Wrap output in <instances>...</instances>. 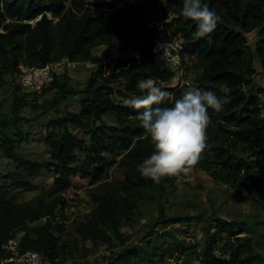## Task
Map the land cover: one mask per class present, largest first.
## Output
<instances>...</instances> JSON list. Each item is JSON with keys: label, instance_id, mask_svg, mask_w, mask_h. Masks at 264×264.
I'll return each mask as SVG.
<instances>
[{"label": "trees", "instance_id": "1", "mask_svg": "<svg viewBox=\"0 0 264 264\" xmlns=\"http://www.w3.org/2000/svg\"><path fill=\"white\" fill-rule=\"evenodd\" d=\"M161 1L0 0V73L3 70L16 73L21 65L45 66L64 58L98 64L84 89L74 87L67 73L55 75L50 88L56 93L47 101L49 107L56 108L58 97L67 99L79 94L86 97L79 113L66 112L63 119L51 121V132L44 140L51 160L43 166L56 174L55 194L70 188V177L77 175L78 170L84 172L83 163L92 169L84 174L92 176V184L101 182L112 165L121 166L126 180L109 187L96 200L98 210L112 225L120 242L119 224L128 211L122 204V193L128 195L130 184L140 187L152 183L137 168L154 150L136 119L135 114L140 110L118 101L142 94L137 87L140 79L151 77L162 85L170 93L165 98L166 105L174 102L187 87L214 90L222 106L218 110L208 109L205 148L186 167L200 168L214 180L235 189L264 188V117L260 112L264 89L254 79L258 74L257 59L264 69V0H205L210 8L217 10L221 20L204 37H195L196 22L180 15L181 0ZM152 18L160 19L168 41L182 42L183 66L187 68L191 61V68L199 71L195 84L168 86L175 71L161 51H154L156 28L150 26ZM261 27L251 45L249 35L256 34ZM99 45L109 46L104 64L92 54V49ZM109 117L114 118L115 124L108 123ZM60 128L62 132H58ZM72 129H87L91 139H79ZM1 148L30 177H35L42 167L20 156L4 141ZM77 150L84 159L78 157ZM104 153L112 155L113 161H108ZM181 173L164 176V182L174 184ZM13 179L27 184V180L15 175ZM29 209L30 205L12 196L6 181L0 186V257H9L6 246L21 229L24 231L19 236L22 253L35 251L51 264L65 263L69 259V245L61 241L49 222L37 228L29 227V219L23 216ZM161 217L164 218L161 223L167 221L164 212ZM95 232V227L79 230L82 238L91 240ZM205 260V264L251 262L249 258L239 261L220 258L212 249L207 250ZM110 261L107 264H135L129 256H125L124 262ZM254 261L264 264L262 258Z\"/></svg>", "mask_w": 264, "mask_h": 264}, {"label": "rangeland", "instance_id": "2", "mask_svg": "<svg viewBox=\"0 0 264 264\" xmlns=\"http://www.w3.org/2000/svg\"><path fill=\"white\" fill-rule=\"evenodd\" d=\"M254 38L255 33L249 35L251 45ZM108 50L109 46L99 45L92 49V54L104 64ZM77 62L70 68L62 62L54 77L67 73L74 87L84 89L98 64L90 60ZM191 65L190 61L187 68L183 64L172 68L175 77L168 86L195 84L199 71L192 69ZM1 74L0 186L6 181L12 196L30 205L23 215L29 219V227L37 228L49 222L61 241L69 245V259L59 264H107L110 259L109 263H116L118 259L124 262L125 256L131 257L135 264H205L210 249L220 258L237 261L249 258V264H254L256 258L264 259V188L257 191L235 189L194 167L182 170L172 185L164 182V177L159 182L152 180L149 186L129 185L128 195L122 193L121 196L128 211L119 224L120 242L112 225L98 210L96 200L103 197L109 187L126 180L121 166L112 165L101 182L92 184V176H84L92 169L83 163L84 172L78 170L77 175L70 177V188L56 194L53 193L56 174L43 166L51 160L44 141L51 132V121L63 119L66 112L79 113L86 94L67 99L58 97L56 108L49 107L47 101L56 93L50 88L52 82L41 93H28L17 87L15 72L3 70ZM254 79L258 85L264 84V73H258ZM126 99L118 98V101L124 103ZM106 120L115 124L113 117ZM62 131V128L58 129V132ZM71 132L83 141L91 139L87 129H72ZM3 141L26 160L41 164L35 177H30L13 159L5 156L1 148ZM76 154L85 158L79 150ZM104 157L108 161L114 158L108 153H104ZM120 158L118 156L117 160ZM14 175L27 180V184L14 180ZM163 212L167 221L161 223ZM85 226L96 228L93 240L84 239L79 234ZM19 231H16L17 235H24V231ZM150 232L153 234L147 238ZM105 240H110L112 245ZM0 264L51 263L39 257L13 260L0 257Z\"/></svg>", "mask_w": 264, "mask_h": 264}, {"label": "clouds", "instance_id": "3", "mask_svg": "<svg viewBox=\"0 0 264 264\" xmlns=\"http://www.w3.org/2000/svg\"><path fill=\"white\" fill-rule=\"evenodd\" d=\"M180 15L196 22L195 37L211 33L221 16L205 0H181ZM142 94L124 103L134 109L136 119L150 138L154 150L137 164L141 175L159 182L161 177L187 171L205 148L208 109H220L221 98L212 89L185 88L170 105L164 104L170 93L151 77L140 79Z\"/></svg>", "mask_w": 264, "mask_h": 264}, {"label": "built area", "instance_id": "4", "mask_svg": "<svg viewBox=\"0 0 264 264\" xmlns=\"http://www.w3.org/2000/svg\"><path fill=\"white\" fill-rule=\"evenodd\" d=\"M154 19V18H152ZM152 28H156L154 38V51H161L164 58L170 63L172 68H178L183 64L180 51L183 49V44L180 40L168 41L164 34V27L160 19H154L150 24ZM65 62L67 67H73L77 61H71L68 58H64L61 61L49 63L45 66H28L21 65L19 70L15 73V80L17 86L23 92L28 93H41L52 82L54 72L57 67ZM261 115L264 117V104L260 106ZM19 236L11 239L6 250L9 254L8 259H19L21 257L36 258L39 257L44 261L42 255L35 251H27L22 253L19 248Z\"/></svg>", "mask_w": 264, "mask_h": 264}, {"label": "crops", "instance_id": "5", "mask_svg": "<svg viewBox=\"0 0 264 264\" xmlns=\"http://www.w3.org/2000/svg\"><path fill=\"white\" fill-rule=\"evenodd\" d=\"M255 67L258 71V73H264V69L262 68L261 64H260V61H255ZM263 89H264V84H259ZM262 98H263V101H264V94L262 93Z\"/></svg>", "mask_w": 264, "mask_h": 264}, {"label": "water", "instance_id": "6", "mask_svg": "<svg viewBox=\"0 0 264 264\" xmlns=\"http://www.w3.org/2000/svg\"><path fill=\"white\" fill-rule=\"evenodd\" d=\"M263 26H264V25H263ZM263 26H262V27H263ZM262 27L256 32V34H255L256 36H255V38H254L255 40L257 39V36H259Z\"/></svg>", "mask_w": 264, "mask_h": 264}]
</instances>
